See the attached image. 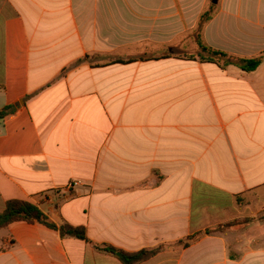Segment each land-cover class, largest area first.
<instances>
[{"label":"crops","instance_id":"obj_1","mask_svg":"<svg viewBox=\"0 0 264 264\" xmlns=\"http://www.w3.org/2000/svg\"><path fill=\"white\" fill-rule=\"evenodd\" d=\"M200 44L263 55L264 0H0V214L22 200L94 243L164 246L141 264H264V60L182 57ZM0 264L123 263L17 222Z\"/></svg>","mask_w":264,"mask_h":264},{"label":"trees","instance_id":"obj_2","mask_svg":"<svg viewBox=\"0 0 264 264\" xmlns=\"http://www.w3.org/2000/svg\"><path fill=\"white\" fill-rule=\"evenodd\" d=\"M209 20L210 18L204 16L200 25L203 26V24L207 23ZM200 48L201 52L198 55L185 54L182 57L187 58L189 60H199L201 62L215 63L223 68L228 67L230 65H235L246 72L256 71L264 60V54L260 57L253 59H240L231 56L225 52L213 50L202 44H200ZM14 110V107L5 108L3 111H0V118H3L13 113ZM17 222H38L47 226L50 229L59 231L62 237L71 236L87 241L88 243L93 244L94 248L97 251L104 254L112 255L118 258L123 264H141L158 254L164 248V246H161L156 249L142 250L138 253H128L122 249L113 247L111 245L94 243L88 238L86 229L84 227H74L69 224L58 227L37 205L22 200H11L7 203L5 211L0 214V229L6 228L11 224ZM210 232L211 231H207V233ZM202 236L203 234L188 237L187 239L180 241L179 245L187 247L196 240L200 239Z\"/></svg>","mask_w":264,"mask_h":264},{"label":"built area","instance_id":"obj_3","mask_svg":"<svg viewBox=\"0 0 264 264\" xmlns=\"http://www.w3.org/2000/svg\"><path fill=\"white\" fill-rule=\"evenodd\" d=\"M81 185V183L79 182V181H75V182H72L69 186H68V188H69V190H72V189H74L76 186H80Z\"/></svg>","mask_w":264,"mask_h":264},{"label":"rangeland","instance_id":"obj_4","mask_svg":"<svg viewBox=\"0 0 264 264\" xmlns=\"http://www.w3.org/2000/svg\"><path fill=\"white\" fill-rule=\"evenodd\" d=\"M76 187H78V186H76ZM67 189H69L68 187H67ZM71 191V190H70Z\"/></svg>","mask_w":264,"mask_h":264}]
</instances>
